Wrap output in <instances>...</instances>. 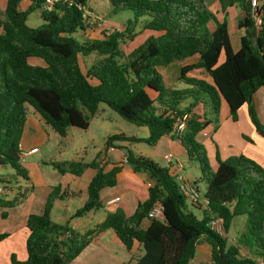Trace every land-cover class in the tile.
I'll return each mask as SVG.
<instances>
[{"label":"trees","instance_id":"trees-1","mask_svg":"<svg viewBox=\"0 0 264 264\" xmlns=\"http://www.w3.org/2000/svg\"><path fill=\"white\" fill-rule=\"evenodd\" d=\"M21 1L6 0L0 11V166L9 165L25 176L17 162L26 105L64 137L71 126L88 128L87 115H94L105 104L127 122L147 127L148 137L113 134L105 139L104 148H124L116 145L117 141L155 145L162 136L170 135L184 149L187 159L197 163V180L205 183L202 197L207 203L197 204V208L202 207L201 217L197 218L188 210L174 171L125 147V164L133 172L145 173L150 183L147 197L137 203L133 213L126 215L118 207L107 212L96 228L81 232L51 218L56 200L80 195L56 184L46 194L42 212L31 213L25 220V259L17 260L11 254L10 264H71L94 235L105 229H111L128 252L134 244L141 247L143 253L135 264H189L201 241L210 246L208 264L264 263V166L243 154L222 160L216 152L217 165L212 170L205 148L197 140L198 133L210 123L205 106L217 114L222 102L233 121L245 105L250 122L264 138V122L258 117L253 99L264 86L263 0L255 8L254 0H218L223 12L232 5L243 11L237 22L242 34L235 51L226 18L218 21L216 12L204 0H109L112 13L130 10L132 19L120 32L81 42L72 34L78 29L84 32L92 23L88 0H57L51 10L43 8V0H30L21 10ZM37 8L42 23L31 27L27 16ZM252 9L260 14L259 25L255 24ZM141 17L147 18L141 28L153 33L123 55L121 44L134 36ZM210 22L215 24L212 30L207 25ZM92 52L98 58L83 70L79 56ZM194 54L199 56L197 62L181 67L179 80L186 86L166 87L157 67ZM31 57L41 59L44 65L31 64ZM220 57L223 60L218 63ZM195 68L206 71L211 81L187 77ZM184 115L182 131L173 135L177 119ZM243 138L252 142L245 135ZM47 163L60 174L80 176L87 169L94 171L86 199L71 218L101 207L100 191L116 185L122 172L118 164L105 170L100 154L90 161L60 159ZM15 200L0 198V207H12ZM157 202L162 219L149 217ZM239 216L244 217L243 228L235 242L229 243L225 234ZM214 217L222 219L224 234L209 227ZM143 219L149 220L146 228L141 227ZM7 236L0 233V241Z\"/></svg>","mask_w":264,"mask_h":264},{"label":"crops","instance_id":"crops-1","mask_svg":"<svg viewBox=\"0 0 264 264\" xmlns=\"http://www.w3.org/2000/svg\"><path fill=\"white\" fill-rule=\"evenodd\" d=\"M5 1L6 0H0V3L3 4V8H4ZM101 1L107 6V9L110 11L111 6L109 3V0H101ZM211 1L213 2V5L215 7V11L213 12H216V17L218 21H221L222 19L226 18L227 28H228V33H229V38H230L232 49L234 51L237 50L239 47V38L242 34V31L237 27V22L243 16V11L238 6L232 5V6L226 7L225 11L223 12L220 10V5L218 3V0H211ZM204 2L209 8L207 1L204 0ZM29 3H30V0H22L19 4L20 9L21 10L25 9ZM92 12L93 11H91V13ZM100 15L104 16L103 14H100ZM105 23H106V20H105ZM214 26L215 24L213 22L208 23V27L211 30L214 29ZM94 27L95 26L91 23L90 27L86 28L84 31V37H87L88 31L90 32L93 30L96 31ZM146 31H148V33L144 34V39L153 33L150 30H146ZM138 32L142 33V31H137V33ZM232 37H234L233 40H232ZM198 58H199L198 54H194L193 56L187 57L182 60H175L166 66H158L157 70L162 75L165 86L168 88H172V89H179V88L185 87L186 85L181 80H179L181 67L197 62ZM219 60L222 61L223 58L221 57V59ZM28 61L31 64L44 65V62L39 58L31 57L28 59ZM221 61H218V63H220ZM186 76L197 78V79H204L205 81H208V82L211 81L207 72L201 68L192 69L186 74ZM169 80L171 81V83L167 84ZM253 99H254L258 117L260 118L262 122H264V86L260 87L254 93ZM27 109L28 111L26 110V120H25V124H24V128L22 131L19 144L23 149L29 150L33 147H36L38 149L37 145H34L32 144V142H30L31 137L29 136L35 137L37 133L44 132V135L48 134V136L52 138L54 135H57V134L52 130L50 126L44 125L45 127H43L41 125L42 124L41 122H43V120L34 109L32 108L30 109L27 108ZM105 111H106L105 108L102 107V105H100L97 115H100L102 118L105 119L106 118V115L104 114L106 113ZM212 125L213 124L210 123L208 127L204 128V130L201 131L202 136L206 131H211V129L209 128H211ZM214 127H215V130L212 132L213 134L211 133L212 137H210V143L213 144L211 146L214 149L213 150L214 156H215V153L218 152L219 158L224 160L228 158L229 156L243 154L245 156L255 159L256 161H258L260 164L264 166V138L260 137L257 134L254 126L250 122L248 115H247L245 105L241 106L238 109L237 119L236 121H233L229 115L228 106L224 102H222L220 105V109H219V119L217 122V130H216V126ZM105 131L107 132L108 130L105 129ZM109 135H113V134H110L109 132L105 134V137L102 139V148L96 150V152L94 151L93 153H91L90 156H88L87 152H85L84 150L83 154L81 156H77L78 158H76V159H81L83 161H90L96 155L100 154V162L102 165H104L105 170H109L115 164L122 166V172L118 176L117 184L111 187H105L100 191V198L102 202L101 207H99L98 209L89 211L86 215L82 217L71 218L74 211L80 206H82L84 200L86 199L87 184L90 178L93 176L94 171L92 169H87L80 176L65 173V174H61L60 178L55 177L54 178L55 180H51L52 178H49V174L47 173L46 169L43 168V166H45V168H47V166H50V164L47 163L50 160L47 158H42L41 155L37 156L36 154L39 153V149H38L37 152L28 155L25 158V160L21 162L22 168L26 175L27 184L24 187L22 186V184H15L16 187L21 188V191L18 192L19 195L18 194L14 195V196H17L15 198L16 204H14L12 207L7 208L13 211L5 212V215L2 216V218L5 219L4 222H6L5 223L6 226L4 230H0V231H3L2 233L8 234V236L2 241L4 242H7V240L9 241L15 232L21 231L22 233L21 240L25 242V238L27 234V230L25 227V220L27 216L31 213H41L42 212L46 194L56 184H60L63 187L67 186L70 190L80 192V195L77 197L65 198L63 200H56L53 203V206L51 209V218L58 223H61V224L68 223V225L71 228L84 232V231L92 230L96 228L100 223L103 222L107 212H112L118 207L122 208L126 215L132 214L137 203L139 201H143L147 197L149 181L145 173L133 172L130 169V167L127 164H125L124 157L122 156L124 155L123 150H120L117 147L104 148L105 139ZM243 135L250 138L252 142L245 140L242 137ZM164 139L168 142V147L171 153V154L169 153L164 154L165 156L166 155L170 156L169 160H166V158L165 160L170 164L171 167H175L177 169V170H173L176 175L178 174L183 175V178H184L183 184L188 185L189 182L187 178L185 177L183 172H181V169H183L182 163L180 162L177 156L175 155L173 156V152L177 151L178 152L177 155H179L180 157L187 158L185 151L179 153V151L175 149L176 145L174 144L177 142L175 138L171 137L170 135L162 136L159 139V141L164 140ZM204 142L207 144L208 139L204 140L203 143ZM205 146L208 149L207 154L209 155V160H210L213 157L211 146L210 145H205ZM57 147H58L60 155H68L70 152H72V149L76 150L77 148L76 145H73L68 150L64 147H61L60 145H58ZM126 147L128 148V146ZM81 148L82 147H79L78 149H81ZM210 149L211 151H209ZM115 153H116L117 158H115L114 156ZM31 156L32 158L29 159ZM40 161H44L42 167L38 165ZM213 164H214L213 167L210 165L212 170L216 168V165H217L216 160H214ZM201 182L204 184L202 188V193H203L205 190V183L203 181ZM191 185L193 186V184ZM7 191L14 193V190L11 185L8 186ZM4 197H5V200H10V198L7 195H5ZM114 197H119V200L116 201L115 203H108V201ZM195 207H197V205ZM200 209H202V207H200ZM11 213L16 214L15 215L16 222L9 224L11 220V216H10ZM238 220H241V225L244 224L243 216H239ZM233 221H232L230 228L233 227V224H234ZM148 225H149L148 219H143L141 221L142 228H146ZM242 228L243 226L241 227V230ZM227 233L225 235H227ZM107 234H110L109 236L114 243H116L117 245H119L121 248L124 249V247L120 244V242L114 236L113 231L111 229H105V230L99 231L96 235H94L90 244H88L82 250V252L71 262V264H100V263H103V264H135L137 258L143 253L141 247L137 244H134L131 252H128L126 250L127 256H124V258H119L113 255L112 253L113 251H111L110 248H108L105 242V238H104ZM2 241H0V244L2 243ZM7 253H8L9 259H10L11 254H14L17 260H23L26 257L25 249L23 251L21 250V251H18V253H15L14 247H12L11 250H8ZM8 258L6 259L5 264L7 263L10 264V260ZM209 261H210V246L205 241H201L196 246L195 256L190 261L189 264H208ZM0 264H4V262H0Z\"/></svg>","mask_w":264,"mask_h":264},{"label":"rangeland","instance_id":"rangeland-1","mask_svg":"<svg viewBox=\"0 0 264 264\" xmlns=\"http://www.w3.org/2000/svg\"><path fill=\"white\" fill-rule=\"evenodd\" d=\"M206 1L209 5L210 10L215 11L213 2L211 0H206ZM87 6L89 7V10L93 11L91 13V21L93 20L95 15L103 14L104 16L102 17L106 20V23L104 22V25L101 27H97V26L94 27L96 31L94 30L91 32L88 31L87 37H84V32L78 29L76 32L72 34V36L75 39H77L79 42L83 41L86 38H89V39L103 38V36L108 35L109 33L113 31L120 32L124 29V26H125L124 24L127 22V20L132 19V11L124 10V11H120L114 14L107 9V6L101 0H88ZM0 11L1 12L3 11V4L1 3H0ZM40 13L41 11L38 8L31 11L27 16V20H26L27 24L31 27H36L40 25L42 23ZM145 19L147 18L146 17L139 18V21L135 24V27H134V32H135L134 36L131 39H127V38L124 39V42L121 44V50H122L123 55H126L127 53H129L133 48H135L137 45H139L144 40V34L148 33V31L143 30L141 28V24ZM137 31H142V33H139V32L137 33ZM233 39L234 37H232V40ZM97 58H98V55L95 54L94 52L87 54L85 56L80 55L79 61L82 66V69L84 70V67L88 68ZM170 83L171 81L169 80L167 84H170ZM101 105L106 110L105 111L106 113L104 114L106 115L107 119L105 118L106 119L105 120L100 115H97L98 112L92 116L87 115L89 119V127L86 129H81V128L71 126L68 128L67 135L64 137L54 135L52 138H50L48 134L44 135V132L37 133L35 137L29 136L31 137L30 142L38 146L39 153L36 155L37 156L41 155L42 158H47L49 160H59L61 158L76 159L78 158L77 156H81L83 154V151L85 150L88 156H90L91 153H93L94 151L96 152V150L102 148V139L105 137V134L109 132L110 134H120L121 133L123 135H127L126 137H129V136H134V137L136 136L138 138L148 137L147 127L136 126L130 122H127L126 120L122 119L116 112L108 108L105 104H101ZM27 108L30 109L32 107L29 105H26V110L28 111ZM205 110L207 112L206 114L207 117L210 119V123L213 125L211 128H209L211 129V131H206L203 134V136H202V132L198 133L197 140L202 143V145L205 148L206 154H207L208 149L205 145H210V146L213 145L210 143V137H212V134H213L212 132L215 130L214 126H216V130H217L219 111L217 112V114H214V112L211 110V108L208 105L205 106ZM41 123H42L41 125L45 127L44 125L46 124H44V122H41ZM208 125L206 127H208ZM105 129H107L108 131L106 132ZM206 139H208L207 144L205 142L203 143V141ZM121 144H122V147L124 148L128 146V148L131 149L135 153L150 157L157 164L168 167L170 171L177 170L175 167H171L170 164L165 160L164 154H167V153L171 154L170 149L168 147V142L165 139L158 141L155 145H150L145 142H133V141H117L116 145H121ZM58 145L66 148L67 150L73 145H76L77 148L76 150L72 149V152H70L68 155H60L58 147H57ZM174 145H176L175 149H177L179 153L184 151V149L181 146H179L177 143H175ZM79 147H82V148L78 149ZM117 148L120 150H125L124 148H121L119 146H117ZM211 149L213 152L214 149L212 146H211ZM211 149L209 151H211ZM177 154H178L177 151L173 152V156L174 155L177 156L183 165V169H181V172H183V174L185 175L189 183L193 184L194 181H197L195 186L197 187V190L199 191L200 196H202L203 194L202 188L204 184L201 181L197 180L200 174L197 163L195 161L188 160L185 157H180ZM114 156L115 158H117L116 153ZM122 156L124 157V155ZM207 156H208L209 164L213 167L214 165L213 163L215 160L214 152H213L212 159L209 160V155L207 154ZM31 158L32 156L29 159ZM43 162L44 161H40L38 165L42 167ZM124 162H125V159H124ZM17 165L22 168L21 162L19 160L17 162ZM51 167H52L51 165L47 166V168L43 166V168L46 169L47 173L49 174V178H52L51 180H55L54 179L55 177L60 178L61 174ZM0 184L4 189L3 192L0 193V198L5 199L4 196L7 195L10 198V200H13L17 197L14 195L16 194L19 195L18 192L21 191V188L16 187L15 184H22V186L24 187L27 184L26 175L22 176L20 173L16 174L15 170L11 166L2 165L0 166ZM9 185L12 186L15 194L13 192L7 191V188ZM177 185L178 186L180 185L178 181H177ZM180 193L184 197V201L187 204L188 210L193 212V214L197 218H200L202 210L200 208L193 206L190 203L188 197L183 192L180 191ZM14 204L16 203L14 202ZM8 211H13V210H10L7 208L6 209L0 208V230H4L6 226L5 224L6 222H4L5 219L2 218V215L3 213L8 212ZM15 215H16L15 213L10 214L11 220L9 224L16 222ZM238 218L239 217L234 219L235 222L233 221L234 223L233 227L230 228L229 232L226 235V238L229 243L235 242L237 235L241 231V227L243 226V224L241 225V220H238ZM0 232L2 233L3 231H0ZM222 234H224L223 231H222ZM109 235L110 234H107L104 238H105V242L108 248H110V250L113 251L112 252L113 255L119 258H124V256H127L126 250H124L119 245L114 243ZM21 239H22V233L21 231H17L13 234V236L11 237L9 241L8 240L7 242L2 241V243L0 244V262H4L5 264L6 259L8 258L7 252L8 250H11L12 247H14L15 253H18V251H21V250L23 251L25 249L24 241H22ZM100 264H103V263H100Z\"/></svg>","mask_w":264,"mask_h":264},{"label":"built area","instance_id":"built-area-1","mask_svg":"<svg viewBox=\"0 0 264 264\" xmlns=\"http://www.w3.org/2000/svg\"><path fill=\"white\" fill-rule=\"evenodd\" d=\"M57 0H43V8L46 10H51L53 8L54 3ZM259 4V0H254V2L252 3V8H255L257 5ZM260 5V4H259ZM252 17L255 21V24L259 25L260 24V14H258L257 12H255L252 9ZM92 24L96 27H101L104 25L105 19L101 16V15H95L93 20L91 21ZM184 120H185V115L182 116L181 119H177V122L175 123L174 127H173V131L172 134L176 135L179 134L183 127H184ZM18 159L20 162H23L25 160V158L30 155L33 154L35 152H37V148L33 147L29 150L27 149H23L20 144L18 146ZM166 160L170 159L169 155L165 156ZM183 175L182 174H178L176 177V180L179 182V189L181 192H183L188 199L190 200L191 203H194L195 205L200 204L201 206H205L207 201L200 196L199 191L197 190V188H195L194 186H192L191 184L188 183V185L183 184ZM150 186V183H148V187ZM3 187L0 185V193L3 192ZM119 200V197H114L111 200L108 201V203H115L116 201ZM149 217L150 218H156V219H162V209H161V205L160 203H155L152 207V209L149 212ZM209 227L218 232L219 234L222 233L223 229H222V219L221 218H212L209 221ZM222 230V231H221ZM259 264H264L262 261Z\"/></svg>","mask_w":264,"mask_h":264}]
</instances>
